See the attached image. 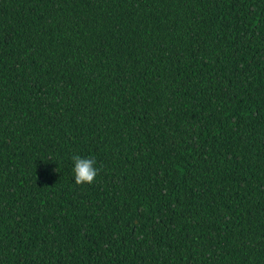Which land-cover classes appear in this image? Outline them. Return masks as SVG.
<instances>
[{
  "label": "trees",
  "instance_id": "obj_1",
  "mask_svg": "<svg viewBox=\"0 0 264 264\" xmlns=\"http://www.w3.org/2000/svg\"><path fill=\"white\" fill-rule=\"evenodd\" d=\"M0 264H264V0H0Z\"/></svg>",
  "mask_w": 264,
  "mask_h": 264
},
{
  "label": "clouds",
  "instance_id": "obj_2",
  "mask_svg": "<svg viewBox=\"0 0 264 264\" xmlns=\"http://www.w3.org/2000/svg\"><path fill=\"white\" fill-rule=\"evenodd\" d=\"M71 159V175L75 184H91L96 178L99 168L95 156L74 154Z\"/></svg>",
  "mask_w": 264,
  "mask_h": 264
}]
</instances>
